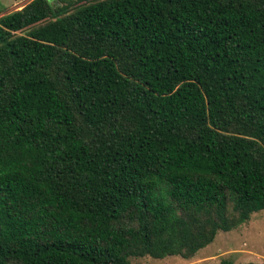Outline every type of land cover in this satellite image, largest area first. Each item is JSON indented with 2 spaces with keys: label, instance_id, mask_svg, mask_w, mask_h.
I'll return each instance as SVG.
<instances>
[{
  "label": "trees",
  "instance_id": "obj_1",
  "mask_svg": "<svg viewBox=\"0 0 264 264\" xmlns=\"http://www.w3.org/2000/svg\"><path fill=\"white\" fill-rule=\"evenodd\" d=\"M263 209L264 0L0 16V264L189 258Z\"/></svg>",
  "mask_w": 264,
  "mask_h": 264
},
{
  "label": "rangeland",
  "instance_id": "obj_2",
  "mask_svg": "<svg viewBox=\"0 0 264 264\" xmlns=\"http://www.w3.org/2000/svg\"><path fill=\"white\" fill-rule=\"evenodd\" d=\"M30 0H0V16L20 9ZM51 3L58 0H50ZM264 264V209L253 212L250 218L228 231L220 230L214 240L199 249L192 257L169 255L153 258L149 255L132 256L129 264Z\"/></svg>",
  "mask_w": 264,
  "mask_h": 264
}]
</instances>
